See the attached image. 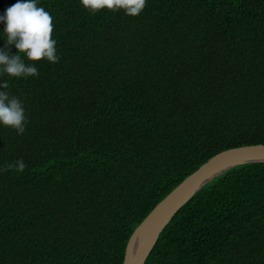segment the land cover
<instances>
[{"label": "trees", "instance_id": "trees-1", "mask_svg": "<svg viewBox=\"0 0 264 264\" xmlns=\"http://www.w3.org/2000/svg\"><path fill=\"white\" fill-rule=\"evenodd\" d=\"M15 3L0 0V16ZM38 6L60 60L5 90L29 122L23 135L0 125V264H123L135 229L187 177L264 145V0H147L135 18ZM4 28L0 48L15 55ZM20 158L23 173L6 167ZM146 264H264V163L205 185Z\"/></svg>", "mask_w": 264, "mask_h": 264}, {"label": "clouds", "instance_id": "clouds-1", "mask_svg": "<svg viewBox=\"0 0 264 264\" xmlns=\"http://www.w3.org/2000/svg\"><path fill=\"white\" fill-rule=\"evenodd\" d=\"M80 5L91 14L107 10L111 13L123 12L127 17H138L146 8L147 0H79ZM0 23L5 24L3 38L5 47L14 45L17 54L12 55L0 48V125L23 135L28 124V117L22 101L5 91L9 88V79L38 77L36 64L47 61L59 62L56 40L52 38L53 17L38 0H17L0 16ZM7 77L8 79H3ZM8 169L23 173L27 165L23 158L6 165Z\"/></svg>", "mask_w": 264, "mask_h": 264}, {"label": "water", "instance_id": "water-1", "mask_svg": "<svg viewBox=\"0 0 264 264\" xmlns=\"http://www.w3.org/2000/svg\"><path fill=\"white\" fill-rule=\"evenodd\" d=\"M253 163H264V145L229 149L208 160L164 198L135 229L127 244L123 264H146L162 232L205 185L228 170Z\"/></svg>", "mask_w": 264, "mask_h": 264}]
</instances>
